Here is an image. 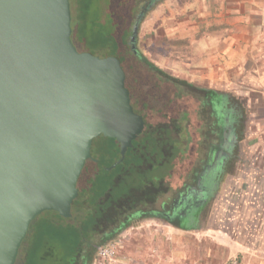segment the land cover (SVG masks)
I'll return each instance as SVG.
<instances>
[{"label": "water", "instance_id": "water-1", "mask_svg": "<svg viewBox=\"0 0 264 264\" xmlns=\"http://www.w3.org/2000/svg\"><path fill=\"white\" fill-rule=\"evenodd\" d=\"M71 32L70 0H0V264L39 215L71 216L95 139L122 158L143 128L119 60L77 50Z\"/></svg>", "mask_w": 264, "mask_h": 264}, {"label": "rangeland", "instance_id": "rangeland-1", "mask_svg": "<svg viewBox=\"0 0 264 264\" xmlns=\"http://www.w3.org/2000/svg\"><path fill=\"white\" fill-rule=\"evenodd\" d=\"M141 1V5H144L147 0ZM197 1L199 0H161L148 12L146 9L137 30L135 46L149 61L168 74L188 82L193 80L191 83L198 87L231 95V103L242 107L244 113L240 120L241 140L236 166L231 171L230 179L223 180L222 188L206 211L204 222L198 230L181 231L160 221L136 223L132 229L103 245L112 249L111 259L102 258L98 248L91 264H264V84L246 81L230 83L228 79L221 80L225 83L219 84L214 78H204L203 81V78L197 80L198 77L194 76L193 79L190 74H199L198 71L185 70V67L192 65L198 58L196 46L193 47L199 38L198 30L212 27L207 21L199 22L190 13ZM78 2L79 0L70 2L71 22L74 19L75 3L77 5ZM181 18L185 19L181 21ZM191 33L194 34L192 37ZM88 34L90 32L87 31L86 35ZM191 47L194 49L190 51ZM77 48L81 50L79 45ZM163 91L174 90L164 88ZM182 103L188 110L189 119L182 120L180 114L175 115L177 120L173 124L178 126L181 136L188 129L196 141L202 133L199 126L205 123L208 116L197 114V106L192 98ZM172 106L161 110L157 118L158 124L172 123V114L177 109ZM217 110L220 111V107ZM96 144L95 154L102 155V151L105 152V139L96 141ZM189 157L186 153L183 163L175 161L178 170L190 161ZM109 160L105 159L104 164H109ZM97 177L104 175L100 172ZM85 208L88 209L87 206ZM73 214L76 220L84 219L82 209L81 212L74 210ZM41 215L30 224L15 264H54L55 259H67L70 256L68 252H71L69 249L73 245L69 243L60 246L61 242L56 236L44 238L34 246L32 230L40 225L36 223L44 218L56 221L47 212ZM48 250H52L50 256L46 255Z\"/></svg>", "mask_w": 264, "mask_h": 264}, {"label": "flooded vegetation", "instance_id": "flooded-vegetation-1", "mask_svg": "<svg viewBox=\"0 0 264 264\" xmlns=\"http://www.w3.org/2000/svg\"><path fill=\"white\" fill-rule=\"evenodd\" d=\"M153 1L147 0L140 7L139 19ZM164 88L174 91L151 93V98L144 103L149 109L143 107L142 102L136 101V96L133 98L129 92L134 112L143 119V128L122 158L115 140L99 137L92 142L89 159H110L109 164L105 165L104 177H97L100 173L94 172L85 180L86 193L82 195L83 189H78L74 201L79 199L76 209L78 212L84 210V219L76 220L73 214L76 209L73 210L71 205V216L66 218L71 220L57 222L64 227H83L85 217L92 215L93 221L89 226L85 224L89 234L86 243H97L101 238L108 237L105 242L107 245L118 235L132 229L136 223L145 221H160L181 231L198 230L204 222L206 211L220 192L223 180L230 179L241 140L239 123L224 117L221 136L216 135L214 127L208 124V121H213V117L209 118L197 99L168 83ZM190 98L196 103L197 114L208 116L205 123L199 126L202 133L196 141L188 129H184L185 134L181 136L178 126L173 124L177 120L175 115L180 114L182 120L189 119L188 110L182 101ZM172 105L177 108L172 114V123L158 124L161 110ZM100 139H105V152L102 151V155L94 152L98 146L96 141ZM186 153L190 155V161L178 170L175 161L183 163ZM118 159L123 160L110 168ZM95 182L102 188L105 186L96 199L90 189ZM181 225L189 226L190 229H183ZM85 251V246L80 247L78 253L67 258L65 264H82Z\"/></svg>", "mask_w": 264, "mask_h": 264}, {"label": "trees", "instance_id": "trees-1", "mask_svg": "<svg viewBox=\"0 0 264 264\" xmlns=\"http://www.w3.org/2000/svg\"><path fill=\"white\" fill-rule=\"evenodd\" d=\"M94 1L95 2L91 0H79L77 5L75 3L74 19L73 22H71L72 43L77 50V45H79L81 47V52H89L100 57H116L125 73V87L133 98L136 96V101L140 100L142 106L149 109L144 103L151 98V93L162 92L168 83L170 86L178 89V91H183L198 100L200 107L205 108L209 118L211 119V117H213V121H208V124L214 127L216 135L221 136L224 117L226 116L230 117L235 123H239L240 127V120H242L241 117L244 110L237 104L234 107V104L231 103L232 98L228 94L211 88L198 87L191 82L170 75L149 61L136 46L132 48L133 44L136 45L137 40L136 37L134 42L131 41L133 28L135 25L139 27L142 21L138 18L140 7L142 6L141 0ZM160 1L161 0H154L147 7V12ZM87 31L90 32L88 36L86 35ZM219 107L221 109L220 111L217 110ZM104 161L105 159L86 161L80 178L77 181V189H83L82 195L86 193L85 188L87 184L85 180L89 175L94 172L105 173L104 168L106 164H104ZM104 188H102L99 183L97 184V182L93 184V187H90L91 191L94 192V199L102 194ZM72 205L73 210L76 209V207L78 208L79 199L75 200ZM47 215H53L56 221L59 222L71 220L63 218L51 211H48ZM85 219V224L87 226L93 221L92 215L85 217ZM56 221L54 222L53 219L44 218L36 223V225L38 223H40V225L37 229L33 228L32 230L31 236H34V246L44 238L48 237V239H50L52 236H56L58 237V241L61 242L60 246H65L69 243L71 246L73 245V247L69 249V251H71L68 252L70 255L69 257L76 254V252L78 253L80 247L82 248V246H85L86 254L82 264H91L93 256L97 252V248L105 245L108 237L101 238L97 243L89 244L85 242L86 238L89 236L86 231L88 227L85 224L83 227H74L71 225H66V227H64L56 223ZM174 225L180 226L177 223H174ZM182 228L190 229L189 226H182ZM51 251L52 250H48L46 255L50 256ZM57 251L58 250H56V252ZM32 256L33 252L30 257L32 258ZM30 257H28V259ZM58 259L59 260L55 259L54 264H65L67 260L66 258L64 259V257H59Z\"/></svg>", "mask_w": 264, "mask_h": 264}, {"label": "crops", "instance_id": "crops-1", "mask_svg": "<svg viewBox=\"0 0 264 264\" xmlns=\"http://www.w3.org/2000/svg\"><path fill=\"white\" fill-rule=\"evenodd\" d=\"M197 2L190 13L212 27L198 30L193 45L198 58L191 63L195 66L185 70L198 71L190 74L193 79L214 78L219 84L227 79L230 83L264 84V0H214L212 6L211 0Z\"/></svg>", "mask_w": 264, "mask_h": 264}, {"label": "built area", "instance_id": "built-area-1", "mask_svg": "<svg viewBox=\"0 0 264 264\" xmlns=\"http://www.w3.org/2000/svg\"><path fill=\"white\" fill-rule=\"evenodd\" d=\"M98 252H99V255L102 256V258H105V259H111V256H112V249L108 246H102L98 249Z\"/></svg>", "mask_w": 264, "mask_h": 264}]
</instances>
